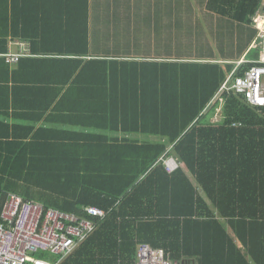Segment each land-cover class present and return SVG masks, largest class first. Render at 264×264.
<instances>
[{
    "label": "trees",
    "instance_id": "1",
    "mask_svg": "<svg viewBox=\"0 0 264 264\" xmlns=\"http://www.w3.org/2000/svg\"><path fill=\"white\" fill-rule=\"evenodd\" d=\"M262 1L207 7L246 26ZM90 26V0H0V222L15 192L80 215L107 210L61 264H137L143 242L178 264H264V106L235 90L213 103L261 46L241 63L201 41L195 57L138 59L91 53ZM18 40L32 55L10 64Z\"/></svg>",
    "mask_w": 264,
    "mask_h": 264
},
{
    "label": "crops",
    "instance_id": "2",
    "mask_svg": "<svg viewBox=\"0 0 264 264\" xmlns=\"http://www.w3.org/2000/svg\"><path fill=\"white\" fill-rule=\"evenodd\" d=\"M185 1L181 12L176 13L175 0H90L91 53L153 60L175 59L178 55L187 58L195 57L189 55L199 52L196 44L201 41L202 53L214 58L234 53L242 55L239 62L248 60L251 50L259 45L254 21L242 26L209 10L208 0H195L193 4ZM202 19L210 25L207 31L200 26ZM25 41L11 43L9 51H19V42Z\"/></svg>",
    "mask_w": 264,
    "mask_h": 264
},
{
    "label": "built area",
    "instance_id": "3",
    "mask_svg": "<svg viewBox=\"0 0 264 264\" xmlns=\"http://www.w3.org/2000/svg\"><path fill=\"white\" fill-rule=\"evenodd\" d=\"M253 21L261 57L243 76L235 77L231 73L213 103L216 100L223 102L224 91L235 90L244 94L251 104L264 106V0ZM19 45V51L5 54L8 63L15 64L21 57L30 55L27 41L19 42ZM165 164L168 171L179 166L173 157L166 159ZM83 212L84 215H80L46 207L39 201L9 192L1 212L0 264H61L97 229L98 219H104L108 214L107 210L95 205L84 206ZM41 253L45 257L40 256ZM137 264L178 263L169 257L165 249L143 242L138 246Z\"/></svg>",
    "mask_w": 264,
    "mask_h": 264
},
{
    "label": "rangeland",
    "instance_id": "4",
    "mask_svg": "<svg viewBox=\"0 0 264 264\" xmlns=\"http://www.w3.org/2000/svg\"><path fill=\"white\" fill-rule=\"evenodd\" d=\"M185 2H190V4H193L196 1L195 0H189V1L187 0ZM184 6H185V4L182 5V7H184ZM186 8L187 9L190 8L189 10L192 9L191 5H188ZM179 11H180V9L179 10L176 9V13L179 12ZM201 23L202 24H200V26H202V29H204L205 31H207L208 27H210L209 23L208 22H205L203 19H202ZM212 119L214 121H217V120L221 119V108H218V110L216 111V113L212 116ZM132 137L135 138V139H137V140H139V141H141V142H149V141H152V140H154V139L157 138V137H155L153 135L142 134V133H135V134L132 135Z\"/></svg>",
    "mask_w": 264,
    "mask_h": 264
}]
</instances>
